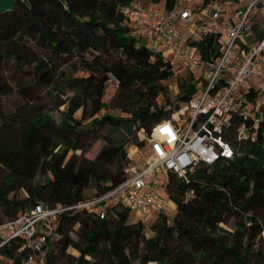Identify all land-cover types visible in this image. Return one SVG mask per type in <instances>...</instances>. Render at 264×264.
Wrapping results in <instances>:
<instances>
[{
  "label": "trees",
  "instance_id": "obj_1",
  "mask_svg": "<svg viewBox=\"0 0 264 264\" xmlns=\"http://www.w3.org/2000/svg\"><path fill=\"white\" fill-rule=\"evenodd\" d=\"M132 1L66 0L64 4L61 0H30V6L19 1L13 11L0 16V57L24 60L15 51H4L10 41L22 37L39 40L65 63L68 57H81L91 50L122 55L107 65L84 62L88 76L66 79L73 81L75 95L67 99L69 105L59 124L49 112L35 110L18 137L0 138V224L39 204L73 205L118 185L125 178L128 153L124 144L112 143L103 130L125 125L131 129L137 124L150 135L156 124L171 119L174 112L158 106L157 99L168 96L163 81L173 72L159 53L130 35L120 8ZM153 1H164L162 5L172 9L176 0ZM214 43V36L198 43L204 59L210 57ZM41 67L35 68L39 79L50 70ZM109 73L120 81L113 104L130 113V119L97 116L106 107L103 98ZM178 81L183 103L195 93L196 85L190 76ZM79 109L83 114L76 119ZM13 117L21 120L18 114ZM224 137L234 147L233 159L212 166L199 164L189 181L170 173L167 189L177 206L171 224L165 216L159 217L152 226L154 235L147 238L144 225L129 223L130 212L123 207L109 209L105 219L84 212L66 213L57 225L56 248L48 251L47 264H59L62 258L56 250L64 253L69 247L80 252L75 264H90L88 256L100 257L101 264H255L254 257L264 264V119L255 141L239 142L236 128ZM99 139L104 146L91 161L85 154ZM37 176L43 177L41 183H35ZM92 183L97 189L87 194ZM19 190H24V198H9ZM188 193H192L191 200ZM232 218L238 220L233 231L220 226ZM77 224L82 245L71 236ZM19 248L17 242L4 245L0 257L21 264L24 253Z\"/></svg>",
  "mask_w": 264,
  "mask_h": 264
},
{
  "label": "built area",
  "instance_id": "obj_2",
  "mask_svg": "<svg viewBox=\"0 0 264 264\" xmlns=\"http://www.w3.org/2000/svg\"><path fill=\"white\" fill-rule=\"evenodd\" d=\"M244 1L242 7L212 0L199 10L189 0H176L172 9L141 2L121 6L134 32L153 40L148 47L162 56L177 82L193 78L195 93L173 119L155 125L143 145L148 155L138 147L128 152L121 183L73 205L39 204L1 223L0 247L17 242L21 264H47L45 247L66 213L105 219L109 209L123 207L142 221L174 217L177 206L167 189L171 172L189 181L199 164L233 159L234 147L224 137L232 128L239 142L255 141L264 119V0ZM206 36L215 37L208 59L198 46Z\"/></svg>",
  "mask_w": 264,
  "mask_h": 264
},
{
  "label": "rangeland",
  "instance_id": "obj_3",
  "mask_svg": "<svg viewBox=\"0 0 264 264\" xmlns=\"http://www.w3.org/2000/svg\"><path fill=\"white\" fill-rule=\"evenodd\" d=\"M227 3L229 6H233L236 3L239 6L244 7L247 4V1L244 0H217ZM141 2L143 6L147 8H154L156 6H162V2H154L153 0H133L130 4L134 5ZM203 2V3H202ZM198 7L212 2V0H203ZM236 2V3H235ZM66 4V0L65 3ZM129 5V4H126ZM124 6V5H123ZM123 15V14H122ZM124 17V24L128 27L129 33L131 36L138 40V44L150 46L153 43V40L146 35H141L135 33L131 28L128 19ZM22 40V41H21ZM11 50L15 51L18 55L25 57L17 59L13 56L11 57H0V88L2 85H5L4 88L0 89V138L11 139L16 138L20 135L21 129H23L24 121L27 120V117L33 111H46L51 114L53 120L56 123L61 122V117L63 112L67 110L69 102L67 99L70 96L75 95L73 91L74 83L70 79L67 81L68 77L77 78L81 76H88L89 72L85 69L86 64L84 62L96 61L101 62L104 65H107L110 60H117L122 57L120 54L113 53L111 50L106 51H88L83 54L81 57L70 56L66 60H69L65 63L64 59L57 57L51 50L45 47L39 40H36L32 37H22V39L16 38L13 41H10L9 44L5 46V52ZM98 59L95 60V58ZM37 65H42V70H49L48 76L39 79V73H35V68ZM101 76L103 71H101ZM49 79L51 81H49ZM177 75L173 74L170 78L163 81V84L168 87V96L161 95L157 99L158 106L163 105L165 110H172L176 112L178 106L181 107L179 101L180 89L177 86ZM119 79L113 74L109 73L108 75V85L106 89V94L103 98V101L106 104L105 109H102L97 116L104 115H113L125 119L132 118L130 113L123 112L115 107L113 104L114 96L119 92ZM23 88L26 91H23ZM86 97H82V99ZM88 104L92 107L94 103L91 101ZM89 109V112L90 110ZM19 115L21 120H16L13 117L14 115ZM83 110L79 109L75 113L76 119L82 117ZM173 119V114L171 115ZM16 120V121H15ZM15 129V130H14ZM103 132L106 134L107 138L114 144L121 145L124 144V147L131 154H135V149L138 147V152L143 153V155H148V146L144 147L139 145L138 142L147 138L149 135L145 129H139L137 124H134L131 129L128 125H125L121 128H113L107 126ZM104 146V140H97L96 143L86 152L85 157L91 161H94ZM81 154L79 150L77 152ZM158 177L160 179H165L166 174L164 172H159ZM49 178H52V174H48ZM1 179V175H0ZM43 181L42 176H37L35 183H41ZM97 187L94 183L91 184L90 189L86 190V193L95 192ZM24 190H19L13 192L9 195V198L14 197L21 199L24 198ZM136 218L134 215H131L130 220ZM7 219V218H5ZM238 220L232 218L228 223L225 224V227L230 230H234L237 225ZM50 232V231H49ZM148 236L151 237L155 232L148 230ZM51 235V233H50ZM264 235V232H263ZM71 236L75 243L78 245L84 244V238L81 235L80 225L77 224L72 232ZM148 238V237H147ZM57 242V236H52L50 238V243L45 247L46 251H49L51 248L55 247ZM56 248V247H55ZM61 256L59 264H75V258L80 256V252L76 247H69L64 253L59 248L56 250ZM87 260L90 261V264H101L100 257H87ZM253 261L255 264H263V260L259 257H254ZM12 261L7 257H0V264H10Z\"/></svg>",
  "mask_w": 264,
  "mask_h": 264
},
{
  "label": "flooded vegetation",
  "instance_id": "obj_4",
  "mask_svg": "<svg viewBox=\"0 0 264 264\" xmlns=\"http://www.w3.org/2000/svg\"><path fill=\"white\" fill-rule=\"evenodd\" d=\"M130 218L131 217H129V223H141V224H143L144 225V227H145V229H144V233H145V236L146 237H148V238H150L149 236H148V230L150 231V230H152V226H153V224L156 222V221H158V219L159 218H151V219H149V220H146V221H142L141 219H138V218H134V220H130ZM167 218V222H168V224H171L172 222H173V219H174V217H166ZM220 226H222V227H224L225 229H227L226 227H225V224L224 223H221L220 224ZM227 230H230V229H227ZM153 231V230H152ZM230 231H233V230H230ZM154 232V231H153ZM152 237V236H151Z\"/></svg>",
  "mask_w": 264,
  "mask_h": 264
},
{
  "label": "water",
  "instance_id": "obj_5",
  "mask_svg": "<svg viewBox=\"0 0 264 264\" xmlns=\"http://www.w3.org/2000/svg\"><path fill=\"white\" fill-rule=\"evenodd\" d=\"M22 1L25 4L30 6V0H0V16L4 13L13 11L15 9V6L17 2ZM63 3H65V0H61Z\"/></svg>",
  "mask_w": 264,
  "mask_h": 264
},
{
  "label": "crops",
  "instance_id": "obj_6",
  "mask_svg": "<svg viewBox=\"0 0 264 264\" xmlns=\"http://www.w3.org/2000/svg\"><path fill=\"white\" fill-rule=\"evenodd\" d=\"M203 0H189V5L191 6V8L192 9H198L199 10V8H201V6L200 7H198L199 6V4L202 2ZM198 10H197V12H198ZM198 16H201L199 13H198ZM136 217V216H135ZM137 218V217H136Z\"/></svg>",
  "mask_w": 264,
  "mask_h": 264
}]
</instances>
